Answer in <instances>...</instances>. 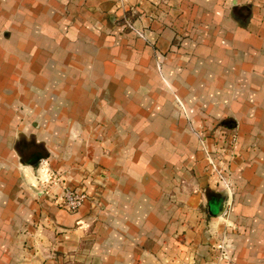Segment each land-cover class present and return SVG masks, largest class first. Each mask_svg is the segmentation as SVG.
Here are the masks:
<instances>
[{
	"label": "crops",
	"instance_id": "crops-1",
	"mask_svg": "<svg viewBox=\"0 0 264 264\" xmlns=\"http://www.w3.org/2000/svg\"><path fill=\"white\" fill-rule=\"evenodd\" d=\"M124 3L139 34L119 0H0V264H264V0ZM203 112L231 119L229 221L189 147Z\"/></svg>",
	"mask_w": 264,
	"mask_h": 264
},
{
	"label": "rangeland",
	"instance_id": "rangeland-1",
	"mask_svg": "<svg viewBox=\"0 0 264 264\" xmlns=\"http://www.w3.org/2000/svg\"><path fill=\"white\" fill-rule=\"evenodd\" d=\"M118 19L119 18H115V19L113 18L112 23L115 24L116 26H118V21L116 22V20ZM119 20L123 23L121 17ZM122 26H124V23L122 24ZM128 29L129 28L126 27V29L124 30H128ZM194 100H196V98ZM194 100L193 98H190V102H193ZM175 101L182 107L181 103L177 101V99H175ZM31 102H32L31 98H26L24 106L27 108H31L33 110L34 105L31 104ZM206 107H207V104L203 103L202 108L204 109ZM195 109L198 110L197 105ZM186 114L187 116H191L190 112H186ZM197 115L199 116L198 119H200L203 122V126L200 129H195L192 127L189 129V132L191 133V135L194 136V140L192 142H195L196 144V146L191 145L189 147L191 148L195 147L196 152L201 155V160L196 161L197 166L199 163H201L203 174H205L204 177L207 180H209V178H213V181H215V186H216V189L214 190L217 191L221 195L220 200L222 201L228 200V207H229V193H230L229 185L231 187V182L229 181L230 180L229 179V146L233 147L234 144L229 145V129H227V127L229 128V121H231V119L229 117L213 118L212 116L208 114V112L197 113ZM24 116H25V120H28L31 123L33 121L34 113L26 112ZM40 131H42L43 133L44 132L50 133L51 130L47 129V130H40ZM57 131L58 133L63 132V130H57ZM34 132H35L34 128H31V127L28 128L27 130H20V133L18 134L19 138L17 139L15 138L16 141H15L14 147H16L17 149L25 150V151L27 147H28L27 149L29 150L31 148H34L32 144L36 142L37 135L39 136V133H37L36 135V133ZM15 133L13 134V136L15 135ZM58 136H59V139L61 140L60 138L61 136L60 135ZM186 147L188 148V146ZM29 150L27 154H29ZM187 164L188 165L186 166V171L194 172L193 169L189 170V167H188L191 164H193V162H187ZM25 185H26V192L23 195L24 200L30 202L29 204H31L34 208H36L37 206L33 205V203L35 204L43 203L45 196H47V194L50 191L49 188L45 189L46 187H44L48 185V182L46 184H41L39 187L30 188L26 183ZM208 191H211V190L209 189ZM52 194L53 193H51V195ZM59 195L60 194H58L57 196ZM228 211H229V208H228ZM227 220L229 221V219ZM225 237H226V240L227 239L229 240V236L228 237L227 235L223 236V238L219 240L217 245H219V243H221V241H223Z\"/></svg>",
	"mask_w": 264,
	"mask_h": 264
},
{
	"label": "built area",
	"instance_id": "built-area-1",
	"mask_svg": "<svg viewBox=\"0 0 264 264\" xmlns=\"http://www.w3.org/2000/svg\"><path fill=\"white\" fill-rule=\"evenodd\" d=\"M119 2L121 3V7L123 10L122 15H121V19L124 23V26L128 27L130 30L139 34L137 32V30L135 29V27L133 26V23L131 22V17L129 15L128 9L125 7L124 0H119ZM229 192H230V187H229ZM88 200H89V197L85 192H80L78 190H75V189L67 186V185H64L63 193L58 199L59 205L62 208L66 209L72 213L78 212L83 207L85 202H87ZM224 216H226V217L229 216L228 209L225 212ZM227 219H229V218H227ZM216 251L218 253L217 260L219 263H222V262L229 259L226 237L223 239V241H221V243H219V245L216 246Z\"/></svg>",
	"mask_w": 264,
	"mask_h": 264
},
{
	"label": "clouds",
	"instance_id": "clouds-1",
	"mask_svg": "<svg viewBox=\"0 0 264 264\" xmlns=\"http://www.w3.org/2000/svg\"><path fill=\"white\" fill-rule=\"evenodd\" d=\"M44 161L40 162V168L37 169V173L33 175L25 174V183L31 187H39L41 184H46L48 181L52 179L51 173L48 172L47 175H42V170L45 167Z\"/></svg>",
	"mask_w": 264,
	"mask_h": 264
},
{
	"label": "water",
	"instance_id": "water-1",
	"mask_svg": "<svg viewBox=\"0 0 264 264\" xmlns=\"http://www.w3.org/2000/svg\"><path fill=\"white\" fill-rule=\"evenodd\" d=\"M219 201V200H218ZM229 201H230V198H229ZM217 206V211L213 212L215 216H218V217H222L225 212L227 211L228 209V200H220V203L219 202H215L212 206H211V209H213V207L215 208Z\"/></svg>",
	"mask_w": 264,
	"mask_h": 264
},
{
	"label": "trees",
	"instance_id": "trees-1",
	"mask_svg": "<svg viewBox=\"0 0 264 264\" xmlns=\"http://www.w3.org/2000/svg\"><path fill=\"white\" fill-rule=\"evenodd\" d=\"M34 157L36 158L37 156H33V159H35ZM34 162H35V161H34ZM30 165H34V164H30Z\"/></svg>",
	"mask_w": 264,
	"mask_h": 264
}]
</instances>
